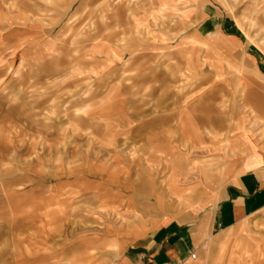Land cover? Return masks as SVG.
<instances>
[{
    "label": "rangeland",
    "instance_id": "1",
    "mask_svg": "<svg viewBox=\"0 0 264 264\" xmlns=\"http://www.w3.org/2000/svg\"><path fill=\"white\" fill-rule=\"evenodd\" d=\"M167 3L0 0V264H113L126 233L264 168L216 149L264 147V0ZM209 106L220 144L192 128ZM218 233L196 264H264V208Z\"/></svg>",
    "mask_w": 264,
    "mask_h": 264
},
{
    "label": "crops",
    "instance_id": "2",
    "mask_svg": "<svg viewBox=\"0 0 264 264\" xmlns=\"http://www.w3.org/2000/svg\"><path fill=\"white\" fill-rule=\"evenodd\" d=\"M255 1V7H257L258 0ZM158 2L165 11L168 7L167 0H158ZM116 12L120 14L118 19H123L122 10ZM237 24L239 25V21ZM222 42L224 44V41ZM77 67H79L78 64ZM243 102L246 104V99ZM212 109L211 106L200 109L199 116L201 118H198L203 119L202 123L192 122V128L197 131L200 127L199 129H202V134L205 137L220 144L222 140L218 139L214 128L207 127L210 124L208 112ZM252 113H254L255 119H263L264 126V108L253 107ZM243 134L236 137L235 143L228 142L224 146L219 145L216 149L223 152L224 158L234 157L236 150L237 156L245 154L251 158V163L254 165L260 163L262 158L256 156V152L264 151V147H260L259 140L253 134ZM197 138L201 139V134L198 133ZM150 146L151 152H153L160 149L162 145L159 147L158 144H151ZM100 180L108 185L110 182L117 183L116 178L107 179L104 175ZM158 189L152 190L151 195L154 197L156 205L161 208L163 204L162 189ZM204 189L205 199L200 200L197 205L193 203L196 201L195 199L188 198V202L191 205L194 204L188 215H167L168 217L161 219V215L158 214L155 219L158 224L151 231L126 233L127 237L133 239L125 245L113 264H196V255L202 253L201 247L204 243L214 236L222 234L218 232L242 224L248 216L264 208V168L260 167L244 172L229 179L220 188L214 204L212 203L211 188L206 186ZM100 190H102V186H100ZM175 190L177 191V189ZM115 194L118 198L120 197L118 192L114 193L107 188L104 193L99 192L102 199H111L116 196ZM166 208L169 210V204L166 205Z\"/></svg>",
    "mask_w": 264,
    "mask_h": 264
}]
</instances>
